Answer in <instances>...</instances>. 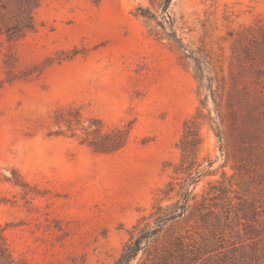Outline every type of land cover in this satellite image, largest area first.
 <instances>
[{"label":"rangeland","instance_id":"1","mask_svg":"<svg viewBox=\"0 0 264 264\" xmlns=\"http://www.w3.org/2000/svg\"><path fill=\"white\" fill-rule=\"evenodd\" d=\"M159 1L41 0L32 31L0 36V235L15 264H113L159 207L174 213L161 243L264 264V0ZM193 118L201 143L183 165Z\"/></svg>","mask_w":264,"mask_h":264},{"label":"trees","instance_id":"2","mask_svg":"<svg viewBox=\"0 0 264 264\" xmlns=\"http://www.w3.org/2000/svg\"><path fill=\"white\" fill-rule=\"evenodd\" d=\"M7 0H0V36H5L8 41L22 38L34 29L32 12L41 0H9L12 2L14 15L7 17L9 6ZM153 1V0H150ZM171 0H160L159 6L166 10ZM137 14L146 21H152L154 15L147 9L139 7ZM179 44L175 34L170 35ZM264 38V37H263ZM264 42V39H263ZM202 80L200 76H197ZM199 124L196 118L185 124L184 134L181 140L182 164L193 160L201 143L199 137ZM109 137V136H107ZM191 192L185 190L183 196L184 204L189 202ZM194 197H192L193 199ZM153 227L148 223L140 228L133 227L128 242L125 244L120 257L113 264H209L211 255L216 249H205L196 242L187 241L185 237L179 236L168 243H161L159 233L161 225L174 218V213L158 208L157 212L151 215ZM0 264H15L7 248L3 244V237L0 235Z\"/></svg>","mask_w":264,"mask_h":264}]
</instances>
